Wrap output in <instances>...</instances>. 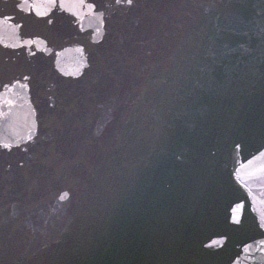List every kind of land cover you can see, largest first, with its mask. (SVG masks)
I'll use <instances>...</instances> for the list:
<instances>
[{
	"label": "water",
	"instance_id": "1",
	"mask_svg": "<svg viewBox=\"0 0 264 264\" xmlns=\"http://www.w3.org/2000/svg\"><path fill=\"white\" fill-rule=\"evenodd\" d=\"M0 264H264V0H0Z\"/></svg>",
	"mask_w": 264,
	"mask_h": 264
}]
</instances>
